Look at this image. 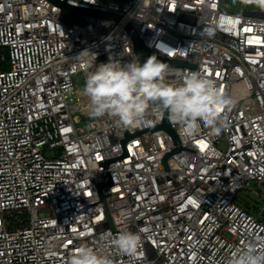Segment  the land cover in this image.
<instances>
[{
  "label": "built area",
  "instance_id": "1",
  "mask_svg": "<svg viewBox=\"0 0 264 264\" xmlns=\"http://www.w3.org/2000/svg\"><path fill=\"white\" fill-rule=\"evenodd\" d=\"M57 1L0 0V264H68L81 246L112 264H228L247 244L264 247V9ZM129 26L155 54L185 62L169 66L165 83L196 71L232 98L223 127L191 136L170 123L175 138L159 128L164 117L121 127L88 116L92 69L77 56L138 60ZM125 231L141 237L134 255L114 246Z\"/></svg>",
  "mask_w": 264,
  "mask_h": 264
},
{
  "label": "clouds",
  "instance_id": "2",
  "mask_svg": "<svg viewBox=\"0 0 264 264\" xmlns=\"http://www.w3.org/2000/svg\"><path fill=\"white\" fill-rule=\"evenodd\" d=\"M233 3L264 9V0H233ZM77 58L92 69L86 71L82 88L88 99L87 114L92 119L107 116L121 127H139L151 123L149 116H166L170 123L181 126L184 135L195 136L202 124L223 127L221 112L233 104L232 98L222 94L214 80L196 71L185 75L179 85L165 83L169 66L155 56L143 63L136 58L121 63L110 57L107 63L96 65V55L85 50ZM113 243L119 252L134 255L141 237L125 231ZM68 264L112 262L107 255L81 246L70 256ZM228 264H264V247L247 244L235 251Z\"/></svg>",
  "mask_w": 264,
  "mask_h": 264
},
{
  "label": "water",
  "instance_id": "3",
  "mask_svg": "<svg viewBox=\"0 0 264 264\" xmlns=\"http://www.w3.org/2000/svg\"><path fill=\"white\" fill-rule=\"evenodd\" d=\"M53 1L58 2L57 0H53ZM64 6L67 8L73 9V10H79L81 12H85V13L90 14V15H94V16H98V17H102V18H106V19H113V20H116L117 22L120 21L123 17V15L118 14V13H114V12H105V11L92 10V9H77V8H73V7L68 6V5H64ZM128 29H129V32L131 33V35L135 41V50H136V54H137V57H138V60L140 63L145 62L151 56H155L158 60L166 63L168 66L185 64L184 61L165 59V58H162L161 56L155 54L150 48H148L144 44V42L140 38L139 34L132 27L129 26ZM159 128H163V129L167 130L168 132L173 134V136L175 138H177L176 133L172 129L171 124H170V122L166 116H164L163 123L159 126ZM171 154L172 153H167L165 156L164 163L166 165V168H168L166 161ZM110 183H111V180L99 184L98 188H99L100 192L105 185L110 184Z\"/></svg>",
  "mask_w": 264,
  "mask_h": 264
},
{
  "label": "rangeland",
  "instance_id": "4",
  "mask_svg": "<svg viewBox=\"0 0 264 264\" xmlns=\"http://www.w3.org/2000/svg\"><path fill=\"white\" fill-rule=\"evenodd\" d=\"M118 1L124 2L128 0H118ZM222 9L226 11H232V12H242L245 9L252 10V9H260V8L254 5L245 6L239 3H233V0H223ZM238 199L241 202H243L247 206V208H249V210H251L252 212L258 211V204L256 201V197L252 193L241 191L238 196Z\"/></svg>",
  "mask_w": 264,
  "mask_h": 264
}]
</instances>
